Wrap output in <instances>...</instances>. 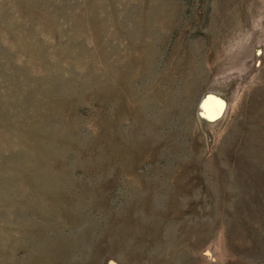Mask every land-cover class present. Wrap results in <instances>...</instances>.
Segmentation results:
<instances>
[{
	"label": "rangeland",
	"instance_id": "obj_1",
	"mask_svg": "<svg viewBox=\"0 0 264 264\" xmlns=\"http://www.w3.org/2000/svg\"><path fill=\"white\" fill-rule=\"evenodd\" d=\"M0 264H264V0H0Z\"/></svg>",
	"mask_w": 264,
	"mask_h": 264
}]
</instances>
